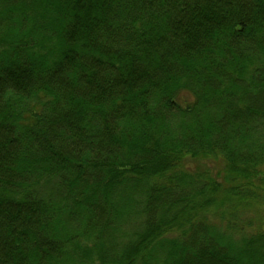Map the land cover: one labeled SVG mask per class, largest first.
I'll return each instance as SVG.
<instances>
[{
    "label": "trees",
    "instance_id": "16d2710c",
    "mask_svg": "<svg viewBox=\"0 0 264 264\" xmlns=\"http://www.w3.org/2000/svg\"><path fill=\"white\" fill-rule=\"evenodd\" d=\"M262 217L264 0H0V264H264Z\"/></svg>",
    "mask_w": 264,
    "mask_h": 264
},
{
    "label": "rangeland",
    "instance_id": "374dc122",
    "mask_svg": "<svg viewBox=\"0 0 264 264\" xmlns=\"http://www.w3.org/2000/svg\"><path fill=\"white\" fill-rule=\"evenodd\" d=\"M186 98H187L188 100H191L192 97L189 96V95H186ZM247 215H249L250 217H252V219H254L255 216H256V211L254 210L253 212H250V213H248ZM262 219H263V221H264V217H262ZM256 222H258V221H256ZM232 234L235 235V232H233ZM94 264H97V262H95Z\"/></svg>",
    "mask_w": 264,
    "mask_h": 264
}]
</instances>
